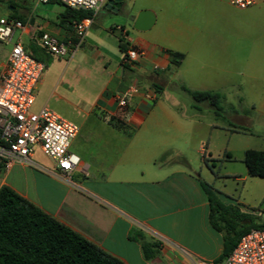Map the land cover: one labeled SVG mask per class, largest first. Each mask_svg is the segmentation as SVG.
<instances>
[{
	"label": "crops",
	"instance_id": "crops-1",
	"mask_svg": "<svg viewBox=\"0 0 264 264\" xmlns=\"http://www.w3.org/2000/svg\"><path fill=\"white\" fill-rule=\"evenodd\" d=\"M129 1L118 11L105 3L87 10L91 22L80 44L54 55L42 49L39 38L48 33L75 40L74 20L61 16L66 6L59 0H0V16L23 24L13 38L44 62L31 109L47 107L78 126L68 149L80 159V170L70 174L74 185L59 177L43 153L46 159L38 160L33 153L38 167L13 163L0 172V186H9L124 264L209 263L222 252L223 234L210 223L200 185L205 180L186 156L197 154L199 165L212 164V171L234 156L225 148L203 147L215 129L210 118L200 116L202 109L213 114L208 103L191 102L183 112L160 96L170 78L177 79L179 89L223 93L246 88L258 95L248 103L264 111V0L244 9L227 0ZM142 10L154 20L139 30L133 23ZM120 43L143 54L125 64ZM168 51L182 55L178 65ZM131 84L137 91L119 107L115 96ZM244 172L248 175L246 167ZM213 189L223 204L239 208L237 200ZM140 235L157 243L155 257H143Z\"/></svg>",
	"mask_w": 264,
	"mask_h": 264
},
{
	"label": "built area",
	"instance_id": "built-area-1",
	"mask_svg": "<svg viewBox=\"0 0 264 264\" xmlns=\"http://www.w3.org/2000/svg\"><path fill=\"white\" fill-rule=\"evenodd\" d=\"M59 1L66 7L86 11H95L106 2ZM227 1L241 9L255 3V0ZM90 22V17H82L74 22V41H61L53 35L42 33L39 38L42 49L50 54L65 55L70 46L77 47L80 44ZM22 28L20 20L0 16V43L10 46L6 66L0 70V172L13 163L38 167L32 158L35 148L38 147L54 163L59 177L74 185L70 174L79 169L80 159L68 147L78 131V126L47 107L37 111L31 109L33 92L41 79L44 62L36 59L20 41L12 42L14 33ZM142 54V50L127 47L123 52L122 62L130 64ZM136 91L137 85L131 84L124 92L117 94L114 98L117 105L125 107L128 95ZM147 232L157 241L167 243L161 235L151 230ZM196 264H264V227L251 228L242 234L231 252L221 261Z\"/></svg>",
	"mask_w": 264,
	"mask_h": 264
},
{
	"label": "trees",
	"instance_id": "trees-1",
	"mask_svg": "<svg viewBox=\"0 0 264 264\" xmlns=\"http://www.w3.org/2000/svg\"><path fill=\"white\" fill-rule=\"evenodd\" d=\"M88 11L66 7L62 17L80 20ZM125 51L126 45L120 43ZM171 62L178 65L182 55L168 51ZM32 55H36L32 52ZM39 60V59H38ZM194 102H206L215 116H221L222 95L216 91L189 90L180 86ZM235 128H238L234 126ZM229 156V155H228ZM242 162L249 176L264 177V150L247 148ZM212 168V164H208ZM208 203L209 220L223 234V249L215 260L226 257L240 236L251 228L264 226L249 222L245 213L233 205L223 204L211 183L200 181ZM245 222H248L247 224ZM141 252L145 259L158 254V245L140 235ZM0 264H124L94 243L85 239L55 218L43 212L7 185L0 186Z\"/></svg>",
	"mask_w": 264,
	"mask_h": 264
},
{
	"label": "rangeland",
	"instance_id": "rangeland-1",
	"mask_svg": "<svg viewBox=\"0 0 264 264\" xmlns=\"http://www.w3.org/2000/svg\"><path fill=\"white\" fill-rule=\"evenodd\" d=\"M130 5L131 2L129 0L123 1V6L128 7ZM3 11L4 7L0 6V12ZM13 41L15 39L12 37ZM8 48V45L0 44V61L4 59ZM261 65L264 66V63H261ZM175 84H177V79L170 78V86L166 89V92L161 94L160 100L170 105H179L182 107L183 112H188L189 109L186 110V106L194 101L190 95L175 87ZM237 91H240V93H237ZM250 91L246 88L239 90L231 88L225 89L223 93L219 92L222 95L221 116L217 117L214 114H209L206 109L200 111L202 118H210L215 124V129L209 138V142L205 141V139L203 141L204 149H206V144H208V147L213 152L217 148L218 152H221L222 148H225V150L233 154L234 159L225 163L221 161L217 165L219 166L218 170L213 169L215 171H212V168L205 164L199 165L198 161L200 157L197 154L191 153L186 158L189 160L191 166L200 172L203 180L211 183L217 190L238 201L240 205L238 210L247 215L249 222L264 226V177L244 175L245 166L240 161L243 148L264 150V111L253 109L248 103L250 100L255 101L258 96ZM238 98H241L239 105L235 106L236 104H231L238 103L236 102ZM228 106H233L234 108L230 109ZM245 117H248L249 120L246 122L242 121L241 123L238 122L237 119L244 120ZM232 119L237 123L235 121L234 123ZM34 156L37 160L46 159L38 147L34 150ZM245 223L247 224L248 222Z\"/></svg>",
	"mask_w": 264,
	"mask_h": 264
},
{
	"label": "water",
	"instance_id": "water-1",
	"mask_svg": "<svg viewBox=\"0 0 264 264\" xmlns=\"http://www.w3.org/2000/svg\"><path fill=\"white\" fill-rule=\"evenodd\" d=\"M124 0H106L105 7H110L115 11H118L123 5ZM153 15L147 11L142 10L139 13H137L133 27L139 30L147 29L152 23H153Z\"/></svg>",
	"mask_w": 264,
	"mask_h": 264
}]
</instances>
